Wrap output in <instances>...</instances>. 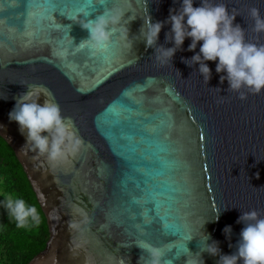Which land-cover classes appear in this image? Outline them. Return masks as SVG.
Masks as SVG:
<instances>
[{"label":"water","instance_id":"water-1","mask_svg":"<svg viewBox=\"0 0 264 264\" xmlns=\"http://www.w3.org/2000/svg\"><path fill=\"white\" fill-rule=\"evenodd\" d=\"M85 2L0 0V136L50 232L29 264H150L151 249L162 264H220L207 245L218 242L221 254H232L245 227L241 214L256 210L264 218V93L242 89L247 98L240 99L221 82L227 73L216 71L218 61H205L206 80L200 63L191 62L200 46L189 51L190 38L169 62L157 60L158 49L175 47L167 20L178 0H91L87 19L124 13L102 51L79 46L89 37L75 22L83 12L72 19L50 8L65 3L71 13ZM210 2L236 15L246 42L264 44L251 16L257 8L264 17V0ZM149 16L165 22L152 47L141 33ZM33 85L51 93L39 102L58 103L83 140L66 161L22 151L26 136L9 112Z\"/></svg>","mask_w":264,"mask_h":264},{"label":"clouds","instance_id":"clouds-1","mask_svg":"<svg viewBox=\"0 0 264 264\" xmlns=\"http://www.w3.org/2000/svg\"><path fill=\"white\" fill-rule=\"evenodd\" d=\"M178 2L181 3L180 9H172L167 20L171 25L169 38L174 41L175 47L158 49L157 60L169 62L177 49L190 38L189 51H194L198 44L200 46L199 53L192 57L191 62L200 63V71L206 80L211 78V69L205 61H218L216 71L227 73L226 77L221 76V82L227 79L230 90L239 92L240 99L247 98L242 89L252 94L264 93V44L246 42L245 30L235 23L236 15L230 13L224 4L211 3L210 0H201L200 6H194L196 0ZM251 16L255 20V31L264 32V17H261L259 9L252 8ZM123 17V11L117 13L112 10L95 19L76 18L75 22L89 33V37L79 46L91 45L99 51L107 49ZM164 23L153 22L151 16L144 21L141 33L146 46L156 44ZM125 38H128L127 34ZM42 96L51 97V93L42 85L30 86L16 99L15 107L9 112V120L18 123L21 134L26 136L27 148L22 151H38L40 156L46 155L51 163L56 164L79 153L83 140L74 130L71 118L62 115L59 104L53 99L40 103ZM3 206L19 227H24L29 220L37 225L41 222L38 207L27 204L22 198L8 196ZM219 217L218 211L213 222H218ZM237 222L245 227L234 253L221 254L218 242L207 245L205 250L212 256H219L220 264H240L241 261L242 264H264V218L260 217L258 211L252 210L243 212ZM224 232L230 238L231 226H227ZM205 237L206 240L210 239V234H205ZM150 255V264H162L158 249H151Z\"/></svg>","mask_w":264,"mask_h":264},{"label":"trees","instance_id":"trees-1","mask_svg":"<svg viewBox=\"0 0 264 264\" xmlns=\"http://www.w3.org/2000/svg\"><path fill=\"white\" fill-rule=\"evenodd\" d=\"M8 196L37 206L41 222L37 225L29 220L24 227H19L3 206ZM49 238L47 219L31 183L13 149L0 136V264H29L45 250Z\"/></svg>","mask_w":264,"mask_h":264},{"label":"snow or ice","instance_id":"snow-or-ice-1","mask_svg":"<svg viewBox=\"0 0 264 264\" xmlns=\"http://www.w3.org/2000/svg\"><path fill=\"white\" fill-rule=\"evenodd\" d=\"M51 10L57 12L59 11L61 14L63 15H67L70 16L72 19L75 18V15L79 12H83L84 13V18L87 19L89 17V10L92 8V4H91V0H86V2L84 4H74L72 5V12L69 13L68 11V5L65 3H54L50 5ZM54 27H61L60 24H56L54 25ZM117 49L113 48V55H115ZM136 236L140 239L143 240L144 237L137 232ZM144 247H147V245H144Z\"/></svg>","mask_w":264,"mask_h":264}]
</instances>
